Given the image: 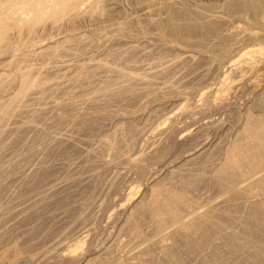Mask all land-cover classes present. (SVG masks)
<instances>
[{
	"label": "bare ground",
	"instance_id": "obj_1",
	"mask_svg": "<svg viewBox=\"0 0 264 264\" xmlns=\"http://www.w3.org/2000/svg\"><path fill=\"white\" fill-rule=\"evenodd\" d=\"M118 1L119 0L115 2ZM159 1L160 2L157 3L156 0H139L140 6L137 11L138 15L135 14L134 16H131L130 14V17L128 16L125 21L110 22L111 9L113 7L112 5H114L113 0H0V156L5 153L7 154V151L12 147L14 148L17 145L23 147L26 145V141H28L29 136L31 135L36 139L38 130H40V128H42L49 120L55 119L62 121L66 116L68 117L69 114L71 115L72 111L75 112V110H87L88 112L92 111L93 113L104 112V110L113 106V104L132 102L139 96L148 95V93L154 89V80L160 77L164 78L170 69H173V66L176 67L177 63L179 65L181 61L191 62L194 60L195 55H190V52L183 57L179 52L180 55H176H179L182 58L177 60L173 57L175 61L170 63V65H167L170 61L164 62V58L163 61H160L154 59V57H150L152 60L151 63L148 62L149 64L146 66L148 68L146 69L143 61L142 65L136 60L135 54L137 55V53H139L138 48H136L137 45L132 46L130 43V45L126 46V49L124 47L123 50H115L105 57H87L85 55L83 58H80L82 52L86 50L105 46L106 43L109 42L110 36L120 39V37L129 30L131 31L132 36L142 39L145 42L150 31L156 30L158 32V39L168 40L176 45L188 46L193 49L195 38L200 37L197 41V47H202L205 45V39L207 40L209 37L208 34H211V39L213 36L218 39V46L210 48V51L215 54L213 58L218 61V65L216 66L225 67L227 71L231 72L236 69V66L240 61L248 59L250 54L256 52L264 53V50L260 49L259 51L240 52V55H236L234 45L237 42L236 37L238 35L235 33L220 35V19L218 16L216 18L208 17V13L205 12V14H207L206 16L204 13L200 12L202 10L201 8V10L199 9L200 11L191 10L183 5L182 2L177 3L176 1L171 0ZM224 3L227 7L231 5V8L232 6H235L241 9V13H246V16L247 14L250 15V21L253 25L264 30V0H234V2L226 1ZM194 9L196 8L194 7ZM159 12L160 14L163 12L165 17H160L158 15ZM118 16L119 12L117 17ZM83 23L90 24V29L86 31V33L77 31V27ZM202 32H204V34L207 33L208 37L205 35L202 36ZM247 37H245V39ZM122 41L125 42V40ZM212 43L213 42H211V44ZM156 46L157 44L152 45L153 49L151 48V50H154L155 48L157 49ZM204 50H206L205 47ZM90 54H88V56ZM232 54L233 56H231ZM160 56L157 58H160ZM166 56H168L167 53ZM195 57V59H197V56ZM187 68L188 67L186 66V69ZM138 70H140L141 73H139ZM176 76L178 78L177 73L173 77ZM169 82L170 81H168V83ZM158 86L161 87L160 85ZM161 89L165 90L166 88L162 87ZM169 94L170 93L167 95ZM250 103L253 107L250 111L248 110V112L247 110L244 111L247 112L245 119L241 122V125L239 123V129L235 133H232V139L227 146L224 147V149L222 148V158L219 159V161L214 160L216 163L213 164V166H210L209 163H212V161H207L208 159H205L207 162L200 161L202 157L212 152L209 149H213L211 146L212 144L207 140H204L203 142L198 143L195 147L193 146L194 148H191L189 152L186 153V150V154L173 160L174 162L172 161L174 165L176 164L180 167H174L173 164H169L163 166L159 170L156 168L157 171H153L154 173H150L151 175L149 174V195L147 197L143 195L139 199L138 197H133L134 199L131 200V203L127 202L129 204L123 208V211L121 210V214L117 213L118 215H121V218H116L117 221L111 217L116 222L114 228L110 231L111 233L109 232L110 235L107 238L100 241L101 243L95 248L93 247V250L90 253L92 258H89L90 256L88 257L87 254L84 256L82 255L80 258V254L76 253V250H70L65 253V255H59L74 262L80 258L82 259L83 264H264V87L253 95ZM207 104L209 105V103L204 102L198 105H200L199 107H201L202 111H205L207 109ZM189 110L191 109L189 108ZM120 125L113 128V131L110 132V137H100V141H96L95 146L93 144V150L92 142L89 140L84 141L86 138H82L83 140L80 141L79 145L74 147V145H72L76 142L74 140L75 142L72 143L74 136L72 137L68 134H62V128L60 130L50 131L48 136L52 139L55 147L57 145L63 144L65 146L66 144H69L66 145V147L74 149L72 151L73 153L69 155V158L72 159L75 155L83 156L82 161L85 166H73L74 169H71L72 172L68 173L64 182L50 180L51 183L47 184L46 179H48L49 174L56 170L54 171V167L47 165L48 162L41 160L42 158L40 159V157H38L39 160H36L37 162L34 164V167L29 169V171L26 170L28 174L23 173L25 174L24 180L23 178L21 179V181L24 182V184H27L28 187L32 186L31 189H28L30 190L28 196L23 199L13 197L7 203L5 208L1 207L0 209V244L4 243L3 240L6 238L5 236L7 233V230H5L6 228L4 230H1V228H3V226L5 227V224L11 219H17L15 220L17 221V224H23L32 221L36 217L38 218L42 210H45L48 205L58 202L55 198L56 194L63 192L66 193V191L68 192L71 190L69 188L74 190L75 187L76 189H79L82 185L86 186L88 184L89 186V183L92 185V182L98 179L100 173L104 170L106 171L115 160L126 162L131 168L138 167L140 165V157L132 159L133 157L131 156V153L136 146H134V140H127V133L125 131V128L127 127L123 128L122 125ZM63 126L65 127V125ZM161 127L164 126L161 125ZM159 132L166 135L169 133V130L163 132L159 130ZM134 133L135 131H130V135H133ZM130 139H132V137ZM188 139L190 141L192 137L191 139ZM190 145L193 144L190 143ZM225 145L226 143H223L222 147ZM155 146H157V144ZM13 148L11 149L12 151L14 150ZM57 148L59 149L60 147ZM90 148L92 152L88 151ZM147 148L149 147H146V149ZM12 151V157L15 159L13 153H16L17 150L13 151V153ZM46 151L48 152V149ZM180 154L183 153L180 152ZM4 156H9L11 159L8 160L4 157V161L7 162L5 164L6 166L4 165L5 167L0 165V173L15 169L14 167H16L18 163L17 160V162L14 161V159L12 160L10 154ZM0 158L3 164V158ZM50 159H52V157ZM56 159L58 160V158ZM95 184L96 183H94V186ZM42 185L46 186L44 193L40 192L38 188ZM95 190L97 191V189ZM85 193L87 192L85 191ZM6 194H8V192ZM17 195L21 196L19 194ZM90 197L91 195L89 198ZM78 204L80 205L79 202ZM22 205H24L23 209L20 207ZM88 210L89 206L85 207L82 213H80L81 215H79L84 217ZM70 217L72 216L70 215ZM84 218L86 220V216ZM77 220L79 221V219ZM109 230L110 229L107 231ZM31 231L35 233V228ZM31 231L29 230V232ZM66 233L68 234V232ZM56 235L55 237L57 238ZM29 237L31 238L32 235ZM60 237L58 239H60ZM8 238L9 237H7V239ZM83 248L84 247H82V249ZM22 253L24 252L22 251ZM36 254L38 257L39 253L37 252ZM8 255L9 254H7V256ZM60 256H58V258ZM37 257L29 256L22 260L16 258L18 261H15L13 264H35L37 261L39 262V258ZM0 258H3L2 255ZM4 259L6 258L4 257ZM5 261L6 260H4V263L2 264H5L8 259L6 262Z\"/></svg>",
	"mask_w": 264,
	"mask_h": 264
},
{
	"label": "rangeland",
	"instance_id": "obj_2",
	"mask_svg": "<svg viewBox=\"0 0 264 264\" xmlns=\"http://www.w3.org/2000/svg\"><path fill=\"white\" fill-rule=\"evenodd\" d=\"M115 1H117V0H113V4L116 5V6L112 5L113 7L111 9L112 12H111V16H110V19H111L110 22L111 21H122V20L125 21V19L128 18V16L130 17V14H131V16L132 15L134 16L135 14L138 15L137 11L139 9L138 7L140 6L139 5V0H135V1L134 0H130V1L129 0H119L118 2H115ZM171 1H176L177 3H181L182 2L183 5H185L187 8H189L191 10L193 9V10H196V11H200L202 9L200 12L204 13V14H205V12L208 13V17H215L216 18L218 16V18L220 19V25H219V34L220 35L221 34L228 35V34H231V33H235V34H237L239 36V37L238 36L236 37L237 42L234 45V50H235V54L236 55H240V52L243 53L245 51H249L250 52V51H259L260 49L264 50V47H263L264 46V30H262L261 28L253 25V23L250 21L251 20L250 15L247 14V16H246V13H244V12L241 13V11H242L241 9H239V8H237L235 6H232V8H231V5L229 7H227L225 5V3H224L226 1H230V2L233 1L234 2V0H225V1L224 0H186L187 2L185 0H180V1L171 0ZM156 2L159 3L160 1L156 0ZM188 3H190V4H188ZM218 4H219V6H218ZM194 7L196 9H194ZM234 7H235V9H234ZM133 8H134L135 11L133 10ZM119 9H120V11H119ZM125 10H127V11H125ZM130 10H131V12H130ZM238 10H240V11H238ZM114 12H116V13H114ZM118 12H119V16L117 17ZM122 14H124V15H122ZM158 15L160 17H163V16L165 17L163 12H162V14H160V12H159ZM205 15L207 16V14H205ZM224 19H226V20H224ZM107 21H109V20H107ZM89 29H90V24H86V23H83V24H81V25H79L77 27V31L81 32V33H86V31H88ZM157 34H158V32L156 30L155 31L151 30L150 33L147 36L148 40L145 39L146 41L144 42L142 39H139V38H136L135 36H132L131 31L128 30L120 37V39L117 38V37L110 36L109 37V42H107L105 46H102L100 48L98 47V48H95V49H92V50H86V51L82 52L80 58H83L85 55L87 57H102V56L105 57L106 55L110 54L111 52H114L115 50H123L124 47L126 49V46L131 44L132 46H136L137 45L136 48H138V52L140 53L141 56L139 55V53H137V55L135 54L136 60L138 61V63L140 62L141 64H142V61H143L144 62L143 64H144L146 69L148 68L146 66L149 63H151V60H152L153 57H154V59L160 60V61H163L165 59L164 62L165 61L166 62L170 61L169 63H167V65H170V63H173L175 61L173 59V57L178 60V59L182 58L183 56H186L190 52L189 54L193 55V56L194 55L197 56L198 60L195 59L196 57L194 56V60L191 61V62H187V61H183L182 62L181 61L179 65L177 63V65H176L177 68L173 66L174 70L171 68L170 71H173V72L169 71L168 74H167L168 76L165 75L164 78L160 77V78H157L156 80H154V82H153V84H154L153 88L154 89L151 92L148 93L149 96L148 95H142V96H139L136 100H134L132 102H122L123 106H122V103H116L115 105L113 104V106H111L112 108L109 107L108 109L104 110V112L102 111L100 113H93L92 111L88 112L87 110H85V111H83V110H75V112L72 111L71 115L69 114L68 117L66 116L65 117L66 119L64 118V120H62V121H58V120H55V119L49 120L42 128H40V130H38L37 136L35 135L36 139L33 138L34 137L33 135H31V136H29L28 141H26L27 143L25 142L26 145H24L23 147H20L18 145L15 146L14 148L12 147L14 149L13 151L17 150V152H16L17 154L15 152L13 153V151L11 150L12 148H11V149H9V151H7L8 152L7 154L5 153V154H2L0 156V157L3 158V164H2V162H1L2 160L0 158V162H1L0 165L1 166L3 165V167L6 166L5 164L7 162V161H4V157H6L4 155L8 156V154H10V157H12L11 151H12L13 155L15 156V159H14V157H12V160L14 159V161H16V160L18 161L17 166L14 167L15 169L9 170L7 172H1L0 173V182L2 183V184L0 183V197H1V199H0V209H1V207L5 208L7 203L13 197H17V198L23 199V198L28 196V194H29L28 192L30 191L28 189H31L32 186L28 187V185L24 184V182H22L21 179L23 178V180H24V175L25 174H23V173H27L28 174V172H26V170L29 171V169L34 167V164H36V162H37L36 160H39L38 157H40V159L42 158L41 160H44V161L48 162L47 165H49V166L51 165L52 167H54V171L56 170L55 172H52L51 174H49L48 179H46V181H47L46 183L47 184L51 183V181L64 182V180L68 176V173L72 172L74 167H76V166L77 167H81V166L84 167L85 166V164L82 161L83 156L75 155L74 156L75 158L74 157L72 159L69 158V155H71V153H73L72 151L74 150L73 148L66 147V145H69V144H66L65 146L63 144L62 145H57L55 147L52 139L48 136V133H50V131L60 130L62 128L61 129V133L62 134H68V135H71L72 137L74 136L73 137V142H72V143H74L76 141L74 144H72V145H74V147L78 146L80 141H82L83 139L86 138V140H84V141H87V140L91 141L92 142V150H93V144L95 146V142L96 141L98 142V141H100L101 138H104V137H107V136L110 137V135H111L110 132L113 131V128L114 127L116 128V126H119L121 123H123V124H121L122 127L123 128L127 127V128H125V131L127 133V135H126L127 140H131V141L134 140L133 141L134 142V146L136 145L134 147L132 153H131V156L133 158L131 156L130 157L132 159L140 157L139 158L140 159V165L138 167H136V168H131V166L130 165L128 166V164L126 162L120 161L121 162L120 163L119 161L115 160L111 164V166L106 169V171L104 170V171H102L100 173L98 179H96V181L92 182L93 183L92 185H91V183H89V186H88V184L86 186L82 185L79 189L78 188L76 189V187H75L74 190L72 188H69L71 190L68 189L69 191L68 192L66 191V193L63 192V193L56 194L55 198H56V200H58V202L51 203L52 205H48L45 208L46 211L42 210V212L40 213L38 218L36 217L32 221H29L30 223L27 222V223H23V224H17V221H15L17 219H14V220L11 219L7 224H5L6 225L5 227L3 226V228H1V230H4L6 228L5 230H7V233H6V236H5L6 238H4V240H3L4 243L0 244V250H2V251H0L1 252L0 256L2 255V257H3V258H0V260L2 259L0 261V264L4 263L3 262L4 260L7 261V259H8V261L7 262L5 261L7 264H13L15 261H18L17 259H19V260L21 259L22 260V259H25L26 257H29V256L37 257L36 256L37 252L39 253V255L37 257V258H39V262L37 261L35 264H72V263L73 264H83L82 259H80L81 256L82 255L84 256V255L87 254L88 257L90 256L89 258H92L90 253L93 250V247L95 248L98 244L101 243L100 241H103V239L107 238L110 235L109 232L113 230L114 225L116 223L115 220L117 221L118 217L121 218V215H120L121 214V210L123 211V208L125 206H127L129 203H131V200H133L134 198L138 197V199H139L143 195L145 197H147L149 195L148 194V186H149V181H150L149 180L150 179V175L153 174L155 171H157V169L159 170L165 165L167 166L169 164H173V162H174L173 160H176L178 157L186 154L187 152H189L191 150V148L193 149L198 143H201L204 140L205 141L207 140L208 142H210L212 144L211 146L213 147L214 151H213L212 148H211L212 150L209 149L212 152L209 151L210 154L208 153L207 155L202 157L200 159V161H204V162L212 161V163L210 162L209 164H210V166H213V164H215L216 161H219V159L222 158V156H223L222 155L223 154L222 153L223 152L222 148L224 149V147L227 146L229 141L232 139V136H231L232 133L233 132L235 133L239 129V127L241 125V122L245 119V117L247 115L248 110L250 111L251 108L253 107V106H251L252 104L250 103L252 101L253 95L256 92H258L262 87H264V53L256 52V53L250 54L249 55L250 57L248 56L249 57L248 59H246L245 61L242 60V61H240L238 63L239 66L237 64L236 69L232 70V72H233L232 73L231 71H227L225 67L216 66V65H218V61L215 58H213L215 54L210 51V48H213V46H218V39L215 36H213L215 38V40H214L213 37H212V39H213L212 40L211 39V36H212L211 34H208V36H209L208 37L207 33L204 34V32H202L201 33L202 36L205 35L206 37H208V39H207L208 42L205 39V43H204L206 46L203 45L202 47H197V41L200 38V37H198V38L194 39V42H195L196 45L194 44L193 49H192V47L190 48L188 46L176 45L174 43L169 42L168 40H160V39L157 38L158 37ZM124 37H125V39H124ZM126 37H127V39H126ZM245 37H247V38L245 39ZM122 40H125V42L122 41ZM113 41H115V42H113ZM137 42H138V44H137ZM158 42H160L161 44L158 43ZM211 42H213V43L211 44ZM118 43H119V45H118ZM153 43L155 45L157 44V46H156L157 49L156 48L154 49L155 51L151 50L152 45H154ZM214 43H215V45H214ZM145 44L148 45V46H146ZM149 45H151V46H149ZM158 45H160V46H158ZM108 47H110V48H108ZM194 47H196V48H194ZM204 47L206 48V50H204ZM162 48L163 49L166 48V49L163 50ZM198 48H200V49H198ZM215 50H217V49H215ZM146 51H147V53H146ZM179 52L181 53L182 57L179 56L180 55ZM101 53H103V54H101ZM166 53H167L168 56H166ZM88 54H90V55L88 56ZM98 54H100V55H98ZM176 54H179V55H176ZM235 54H234V56H235ZM159 56H160V58H157ZM200 56H201V59H200ZM231 56H233V54ZM143 57H146V58L148 57V58L146 59V58H143ZM150 57H152V58H150ZM182 63H183V65H182ZM187 63H189V64H187ZM178 66H180V67H178ZM186 66L188 68L190 67L191 69L190 68L186 69ZM193 68H194V70H193ZM204 68H206V69H204ZM179 70H180L182 75L180 74ZM240 70H241V73H240ZM138 71H139V73H141L140 70H138ZM138 71H137V73H138ZM176 73L178 75V78H177V76L173 77V76L176 75ZM181 77H183V78H181ZM174 78H175V80H174ZM168 81H170V82L168 83ZM164 83H167V84H164ZM175 83H177V84H175ZM158 85H160L161 87H159ZM162 87H165L166 89L163 90V89H161ZM160 91H161L162 94L160 93ZM165 92H166V94H165ZM168 93H170V94L167 95ZM150 95H151V97H150ZM144 96H145V98H144ZM188 97H190V98H188ZM204 102L209 103V105L207 104V109L205 111H202L201 107H199L200 105H198V104H202ZM196 107H197V109H196ZM198 107L201 110H199ZM189 108L191 110H189ZM183 110H185L186 112L183 111ZM245 110H247V112H244ZM112 115H113V117H112ZM115 115H117V116H115ZM243 116H244V118H243ZM115 118L117 120L118 119L119 120L117 121ZM167 118H168V120H167ZM111 119H112V121H111ZM90 120L92 121V123L94 122L93 125H92ZM239 123H240V125H239ZM80 124H81V126H80ZM217 124H218V126H217ZM63 125H65V127ZM161 125L164 126V127H161ZM75 126H78V127H75ZM51 128H52V130H51ZM91 129H93V130H91ZM71 130H73V131L75 130V131L73 132ZM131 130L133 132L135 131L136 135H135V133L133 135H130V131ZM156 130L158 131V133H157ZM159 130L162 131V132L169 130V133L166 134L167 135L166 136L165 134H161L159 132ZM78 132H79L80 135L78 134ZM76 134H78V135H76ZM89 134H90V136H89ZM134 136H136V137H134ZM144 136H145V138H144ZM181 136H182V138H181ZM187 136H189V137H187ZM190 136L192 137V139H191ZM38 137H39V139H38ZM92 137H93V139H92ZM131 137H132V139H130ZM188 138H190L191 140L189 141ZM186 139H188V140H186ZM78 140H79V142H78ZM187 141H189V142H187ZM194 141H195V143H194ZM222 142L224 144L226 143V145L223 146V147H222V145H223ZM190 143L193 144V145H190ZM27 144H28V146H27ZM156 144H157V146H155ZM47 145H48V147H47ZM163 145H164V147H163ZM50 147H51V149H50ZM57 147H60V148L58 149ZM146 147H149V148L146 149ZM17 148H19V149H17ZM47 149H48V152L49 151H51V152L48 153L46 151ZM56 149H57V152H56ZM159 150H160V152H159ZM221 150H222V152H221ZM44 151H45V153H44ZM88 151L92 152L91 148L88 149ZM148 151L150 152V154H149ZM185 151H186V153H185ZM144 152H145V154H144ZM180 152L183 153V154H180ZM135 154H136V156H135ZM178 154H179V156H178ZM212 155H214V156H212ZM51 157H52V159H50ZM67 157L69 159H71L72 161L69 160ZM6 158L8 160L11 159V158H9V156L6 157ZM56 158H58V160ZM61 158H62V160H61ZM66 158H67V160H66ZM205 159L206 160L208 159V160L206 161ZM214 160H216V161H214ZM74 161L77 162V163H75ZM118 162H119V164H118ZM73 163L76 164V165H74ZM69 165H71V166H69ZM173 166L174 167H176V166L180 167L179 165H176V164L175 165L173 164ZM196 166H199V165H196ZM26 167H27V169H26ZM113 167H116V168H113ZM64 172L65 173L67 172V173L65 174ZM5 177L8 178V179H6ZM19 179H20V181H19ZM48 181H50V182H48ZM8 183H9V185H8ZM94 183H96L95 186H94ZM45 185H42V186L38 187L40 192L44 193V191L46 190V186ZM42 187H44V188H42ZM82 187H83V189H82ZM96 187H98V188H96ZM20 188H21V190H20ZM95 189H97V191ZM85 191L87 193L90 191L89 192L90 194L89 193L88 194L85 193ZM7 192H8V194H6ZM80 192H82V193H80ZM23 193H24V195H23ZM127 193L130 194V195H128ZM17 194H19L21 196H18ZM61 194H64V195H61ZM90 195H91V197L89 198ZM95 198H97V199H95ZM82 199H85V200H82ZM66 200H68V201H66ZM74 200H75V202H74ZM78 202L80 203L81 208H80V205L78 204ZM127 202H129V203H127ZM23 206L24 205L20 206L21 209L24 208ZM84 206L85 207L89 206V210L85 214L86 220L84 218L85 216L84 217L80 216L81 215L80 213H82V211L85 209ZM54 207H55V209H54ZM76 207H78V208H76ZM71 208H73V209H71ZM70 209H71L72 212L70 211ZM75 210H76V213H75ZM63 212H64V214H63ZM92 212H94V213H92ZM117 213H120V214L118 215ZM76 214H77L78 217L76 216ZM70 215L72 217H70ZM111 217L114 218L115 220L112 219ZM108 218L110 219V221H109ZM38 219H40V220H38ZM77 219H79V221ZM63 220H64V222H63ZM71 220L72 221L75 220V221H73V223H72ZM50 221H51V223H50ZM57 224H58V226H57ZM9 225H11V226H9ZM12 225H13V227H12ZM69 225H72V226H69ZM31 228L32 229L35 228V233H36V231H37V233L36 234L33 233L31 231L32 230ZM108 229H110V230L107 231ZM29 230L32 233L29 232ZM64 230L66 232H68V234ZM84 230H85V232H84ZM21 231H22V233H21ZM38 233H40V234H38ZM79 233H80V235H79ZM20 234H22V235H20ZM33 234H34V236H33ZM54 234L55 235L57 234L56 235L57 238L55 237ZM28 235L29 236L32 235V237L30 238ZM7 237H9L8 238L9 240L7 239ZM59 237H60V239H58ZM62 237H64V238H62ZM18 238H19V240H18ZM7 240L10 241V242H8ZM59 240H60V242H59ZM6 242H8V243H6ZM15 242H16V244H15ZM5 244H6V246H5ZM30 245L33 246V247H31ZM76 245H78V246H76ZM82 245H84V246H82ZM9 246H10V249H9ZM82 247H84V248L82 249ZM5 248H7V249H5ZM78 248H79V250H78ZM61 249H62V251H61ZM70 250H76L75 252L80 254V258H78V260H76L75 262L74 261H69L68 259L63 258V256H60V255H65V253H67ZM22 251L24 253H22ZM77 251H79V252H77ZM6 252H8V253H6ZM11 252H12V254H11ZM20 253H21V255H20ZM7 254H9V255L7 256ZM20 256H21V258H20ZM58 256H60L61 258L60 257L58 258ZM4 257L6 259H4ZM10 258H11V260H10Z\"/></svg>",
	"mask_w": 264,
	"mask_h": 264
}]
</instances>
